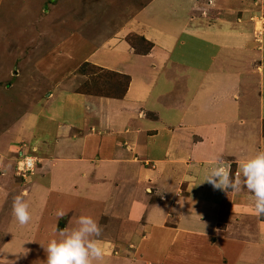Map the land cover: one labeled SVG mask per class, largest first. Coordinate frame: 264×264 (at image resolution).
Segmentation results:
<instances>
[{
	"label": "crops",
	"instance_id": "obj_1",
	"mask_svg": "<svg viewBox=\"0 0 264 264\" xmlns=\"http://www.w3.org/2000/svg\"><path fill=\"white\" fill-rule=\"evenodd\" d=\"M96 1L101 7L114 0ZM118 1V16H127L119 21L111 14L108 23L119 25L107 38L75 62V50L87 48L80 32L91 20L76 13L78 30L57 55L127 77L125 91L85 92L79 76L72 78L82 81L79 87L39 97L41 109H23L12 122L21 135L31 130L27 148L44 152L33 173L45 176L33 180L48 192L43 203L51 208L42 209L28 256L46 260L49 233L58 235L56 213L63 210V229L80 215L100 225L104 259L94 264H264V221L246 203L248 191L202 183L214 158L231 161L234 174L240 160L264 150V59L252 34L244 33L245 16L227 9L221 16L214 5L225 0ZM132 35L151 50L137 54L127 41ZM17 159L11 143L0 150V181L16 175ZM32 181L22 189L28 196Z\"/></svg>",
	"mask_w": 264,
	"mask_h": 264
},
{
	"label": "rangeland",
	"instance_id": "obj_2",
	"mask_svg": "<svg viewBox=\"0 0 264 264\" xmlns=\"http://www.w3.org/2000/svg\"><path fill=\"white\" fill-rule=\"evenodd\" d=\"M82 1L83 0H80L79 2V0H77L79 3ZM84 1L82 5L65 2L64 0L1 1L0 150L6 147L8 148L11 143L13 154L18 158L17 161H22L24 157L34 160L36 157L41 158L44 156V152L40 148H36L37 150H35L33 145L27 148L25 139L29 136L31 130H25L21 135L18 128L12 125L13 120H17L21 113H23V109H31V107H34V109H41L43 107L36 99L41 96L46 98V95L51 92L57 95L63 93L64 95L68 88H75L79 83H82V81L79 80L74 81L78 82L76 85L72 81L79 76L84 77V82L86 81L81 86L85 92L116 95L119 91H122L119 89L122 82L112 74L102 72L99 68L88 62L83 64L81 62L77 65H75V62L83 58V55L90 49L89 45L92 44L93 46H97L101 39L107 38L115 30L114 26L119 25L117 20L114 24L108 23L110 22L111 14H116L119 21L124 19L127 15L118 16V12H120L122 7L121 2L118 0H114L113 2L110 1V5H107L108 3L105 5L101 4V7H96V0ZM87 1H89V3ZM225 1L227 2L221 4V6L216 5L215 7L214 5V9L221 10V16L226 13L224 9L233 10L245 16L242 21L244 23V33L252 34L251 39L259 45L258 50L261 51L262 55L260 60L263 62L264 0H242V5L241 3H235L234 0ZM97 3L100 4V2ZM93 6H95V8H92ZM134 6L136 7L138 5L135 4ZM180 9L181 8L174 9L178 16ZM170 11L171 10H169V13ZM160 12L163 14L164 11L160 9L158 13ZM76 13L81 17H87L91 20H88L89 24L87 28L80 32L83 37L87 38V42H85L87 48L85 51H83V47L77 48L73 53L75 62H71L66 61L63 53L58 55L57 53L59 45L64 43L63 40L70 37L68 34H74L78 30L77 25L72 21V18H76ZM214 14L217 15V13ZM100 16H104L103 18L107 19V21H103V19L100 20ZM158 19V21L164 25L169 22V19H167V17L165 18V16H158ZM132 43L138 45L139 48L141 47L143 51H145L147 47L150 48V46L140 43L138 40H133ZM147 43L151 44L148 41ZM67 44L69 45V42H67ZM62 49L60 48V50ZM229 66H231V64H229ZM243 68L244 66L241 65L239 70L243 71ZM68 71L71 72L69 74L71 79L66 80L65 76ZM58 81L62 82L54 85V83ZM80 88L77 90H80ZM189 91L191 90L189 89ZM241 94L244 97L246 95L243 90ZM151 102H155V98L152 99ZM254 102H256V100H254ZM253 104V107H258V103ZM199 117L201 116L196 115L193 120L197 122L199 121ZM245 131L246 128H244V132ZM38 141L36 142L37 145L41 143L40 140ZM19 152L21 153L19 154ZM12 170L16 175H4L6 179L0 181V202H2L0 203V228L3 227V234L2 236L0 235V264H8V262H14V264H35L38 263L37 259H39L41 263H46L47 256H45L46 260L42 261L43 254L40 255L35 253L38 255L33 259V257L28 256L26 252L27 249L31 250L33 248V246H30V243L35 235V227L38 221L43 218L42 211L44 207L47 211L51 210L47 203H43L47 199L48 192L45 190L42 192L38 191V187H36V183H34L33 180L35 176H40L42 178L45 175H34L35 166H33L31 173L27 172L26 174L25 172L19 173L17 165L15 164ZM232 172L234 171L232 170ZM31 181L34 184L31 185L30 194L25 197V200L30 205L29 211L32 215V220L27 226L21 227L14 220L12 205L14 198L23 193L22 189H29L28 184H31ZM34 190L38 192L33 194ZM243 190L246 191V188ZM39 193L41 195L44 193V196L40 197ZM247 193L251 196V193ZM250 196H247V200L245 201L251 205ZM260 218L264 221V218ZM64 220H66V218L56 220L55 224L58 230H60V227L64 224ZM49 235L51 237L50 240L56 237L59 238L58 235L54 236L50 233ZM103 264L108 263L104 262Z\"/></svg>",
	"mask_w": 264,
	"mask_h": 264
},
{
	"label": "clouds",
	"instance_id": "obj_3",
	"mask_svg": "<svg viewBox=\"0 0 264 264\" xmlns=\"http://www.w3.org/2000/svg\"><path fill=\"white\" fill-rule=\"evenodd\" d=\"M211 185L213 190L238 193L242 188L251 193V206L255 214L264 217V150L246 157L237 163L235 173L232 172V162L221 157L214 158L213 165L205 172L203 182ZM27 191L17 195L12 205L14 220L19 226H27L32 215L29 203L25 200ZM58 218L66 213L58 210ZM59 239L49 241L46 248V264H94L103 261L104 249L100 246L98 237L101 227L91 216L80 215L75 219V226L56 229ZM14 264V262H8Z\"/></svg>",
	"mask_w": 264,
	"mask_h": 264
},
{
	"label": "trees",
	"instance_id": "obj_4",
	"mask_svg": "<svg viewBox=\"0 0 264 264\" xmlns=\"http://www.w3.org/2000/svg\"><path fill=\"white\" fill-rule=\"evenodd\" d=\"M133 40H138L140 43L147 44V46H150V48H151V44H148L147 41L141 36L132 35V36L127 37V41L129 42V44L131 45V47L134 49V51L137 54H147L149 52L150 48L147 47V49L145 51H143V49L141 47L139 48L138 45H135V43H132ZM112 75L115 76L116 78L120 79V81L122 82V85L119 89L123 90L124 87L126 85H128V78L127 77L117 76L114 74H112ZM124 91H125V89L123 91H119V92L123 93ZM262 218H264V217H262Z\"/></svg>",
	"mask_w": 264,
	"mask_h": 264
},
{
	"label": "built area",
	"instance_id": "obj_5",
	"mask_svg": "<svg viewBox=\"0 0 264 264\" xmlns=\"http://www.w3.org/2000/svg\"><path fill=\"white\" fill-rule=\"evenodd\" d=\"M34 164H35V159L33 160V159L28 158V157H24L22 161L20 160L17 163V170L19 173H22V172H25V174L27 172L31 173L33 166H35Z\"/></svg>",
	"mask_w": 264,
	"mask_h": 264
},
{
	"label": "water",
	"instance_id": "obj_6",
	"mask_svg": "<svg viewBox=\"0 0 264 264\" xmlns=\"http://www.w3.org/2000/svg\"><path fill=\"white\" fill-rule=\"evenodd\" d=\"M60 229H63V226H61Z\"/></svg>",
	"mask_w": 264,
	"mask_h": 264
}]
</instances>
